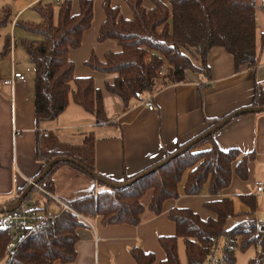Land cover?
<instances>
[{
    "label": "trees",
    "instance_id": "obj_1",
    "mask_svg": "<svg viewBox=\"0 0 264 264\" xmlns=\"http://www.w3.org/2000/svg\"><path fill=\"white\" fill-rule=\"evenodd\" d=\"M78 1V14L73 11V0L46 5L39 2L34 11L43 21L38 24L30 21L19 23L21 29L42 37L39 41L24 39L21 42L36 76L35 159L43 166L35 179L57 157L73 159L96 172L94 133L86 135L80 145H69L42 129L43 124L56 122L70 103L90 113L96 125L109 124L102 89L97 88L93 78H76L74 75L76 65L70 59V53L82 47L84 34L95 19V1ZM103 1L106 20L100 28L97 42L114 40L121 50L107 53L105 61L93 54L85 64L98 73L116 74L112 82L105 84V89L117 95L125 109L132 100H141L167 86L184 83L187 71L195 72L210 82L209 53L216 48H222L234 57L237 71L245 67L256 70L260 65L257 14L264 7H258L256 0H169L168 4L154 0L151 8L146 7L144 0H126L133 15L131 19L122 15L113 0ZM12 16V5L8 3L0 10V28L7 27L13 20ZM261 40L264 48V34ZM195 58L201 60L202 69L194 64ZM255 85L251 106L262 108L264 81ZM225 118L213 121L204 133ZM214 136L205 138L187 153L177 156L131 187L122 189H111L97 182L76 163H57L33 189L46 197L44 206L31 201L34 198L32 193L27 200L32 202V212L41 217L19 235L12 255L6 252L11 235L0 225V264L74 263L78 256L77 231L87 227L86 220L101 218L105 226H139L147 214L160 216L167 201L179 199L182 184L188 197L202 195L206 189L211 196H219L230 188L234 174L242 181H248L249 162L255 159V154H244L239 149L224 151L215 143ZM189 142L180 145L175 152ZM65 168L75 171L72 175L68 173V178L75 181L81 177L89 178L94 185L82 195L64 199L67 209L59 216H50L47 207L51 202H57L54 199L57 197V178ZM141 173L117 182L131 181ZM148 194L151 195L150 200L145 205L144 199ZM17 200L18 197L0 203V208ZM237 200L243 204L244 210L238 211ZM205 209L215 217L204 220L192 209L176 208L169 212V220L176 225V236L159 239L166 254L161 264H182L180 240H183L188 264H236L237 252H246L251 247L258 248L255 264H264V222L254 217L257 211L255 196L223 197L219 201L206 202ZM220 249L222 257L218 258ZM131 256L137 264L156 263L154 253H147L139 247L132 249Z\"/></svg>",
    "mask_w": 264,
    "mask_h": 264
},
{
    "label": "crops",
    "instance_id": "obj_2",
    "mask_svg": "<svg viewBox=\"0 0 264 264\" xmlns=\"http://www.w3.org/2000/svg\"><path fill=\"white\" fill-rule=\"evenodd\" d=\"M12 1V18L17 21L15 29L22 22L21 17L26 10H34L39 2L42 3V0ZM94 1L95 19L91 28L84 34L82 47L72 50L70 59L76 65V78H93L95 83L97 80H103L105 87L106 83L114 80L116 74L95 72L85 63L93 54L99 60L105 61L107 53L119 52L121 48L114 40L97 42L106 15L103 10L104 1ZM144 1L146 7L153 6L154 0ZM160 1L169 3V0ZM73 2V11L78 14L79 1ZM263 2L264 0H259V4H256L262 7ZM113 4L120 7L126 19L133 17L126 0H113ZM257 26L260 65L256 70L248 67L240 71L235 70L234 57L224 49L216 48L209 53L208 63L212 73L210 82L195 72L187 71L184 83L167 86L154 95H145L141 100H132L127 109L117 95L114 94L118 99L111 96L106 98L103 92L109 124L96 125L90 113L72 102L56 122L45 123L42 129L57 135L62 142L69 145H80L86 135L94 133L96 173L101 177H108L117 182L146 171L164 160L167 154L174 153L180 145L201 136L213 121L252 105L255 84L264 81V48L261 47V35L264 34L263 9H259L257 14ZM21 49L16 40L11 39L9 44L0 41V79H11L15 72L22 73L21 63L17 62V59L23 58ZM193 61L196 67L202 69L199 58ZM34 82L35 80H27L25 84L19 83L0 90V203L19 198V192L26 188L30 181L35 180L43 166L35 159ZM148 98H151L155 106L153 111L144 103ZM214 141L224 151L239 149L244 154H255V159L249 162L248 181L244 182L234 174L230 188L219 196H211L206 189L202 195L188 197L184 194L182 184L179 199L167 201L160 216L147 214L145 221L139 226H105L101 218L86 220L87 227L77 231L78 256L71 264H137L131 256L132 249L136 247L147 253H154L155 264H161L166 254L160 247L159 239L162 236H176V225L169 220V212L176 208L192 209L204 220L214 218L215 215L205 209V204L219 201L223 197L235 199L239 195L255 196L257 211L254 217L264 222V194H258L256 188L258 182H264V112L249 113L234 119L215 134ZM65 170L70 175L75 173L71 168ZM72 181L73 179L70 180ZM93 185L91 180L87 187ZM58 190L57 188V197L54 198L57 202L53 203H56L59 209L52 210L48 206L47 212L50 216H59L64 210L63 200L69 199ZM31 201L33 202V199ZM236 203L240 204L238 211L245 209L239 200ZM179 249L183 264L186 254L181 241ZM257 254L256 247H251L246 252L238 251L236 264H255Z\"/></svg>",
    "mask_w": 264,
    "mask_h": 264
},
{
    "label": "rangeland",
    "instance_id": "obj_3",
    "mask_svg": "<svg viewBox=\"0 0 264 264\" xmlns=\"http://www.w3.org/2000/svg\"><path fill=\"white\" fill-rule=\"evenodd\" d=\"M18 1H20V0H18ZM256 2L259 4V0H256ZM8 3L13 6V4L11 3V0H0V8H2L5 5H8ZM53 3H56V1L55 0H42L43 5L53 4ZM12 10H13V8H12ZM21 18H22L23 22L24 21H31V22H34L36 24L41 23L43 21L42 17H40L39 14H37L33 10V8L26 10ZM15 28H16V26H14L12 24V22L7 27L0 28V41H2L4 44H7L9 39H13V41L16 40L18 47L22 48L21 52L23 54V58H22V60L17 59V62L21 63L22 74L27 77L28 81H31V80L34 81L35 80V69H34L33 64L30 62L29 55L26 52L25 48L23 49V47H21V42L24 41L25 38H27L25 40L36 41V40L42 39V37L40 35L38 36L34 33L27 32L26 30L21 29L19 27V25L17 26V29H15ZM24 35L26 37H24ZM96 86L98 89L100 88L103 90L104 96L106 98L109 96H111L112 98L116 97L115 95H112L111 93H109L107 91V89H105L103 80H99V81L97 80ZM197 150L200 151L203 149H197ZM70 180H72V179L68 178V173L66 172V170L64 171V173L58 175V189H59L58 192H62L66 198H70V196H73V195H75V196L82 195L83 192L87 191V188L91 187V186L87 187L91 182V180L89 178H86L84 180L78 179L77 181L73 180L72 182H70ZM102 188H105V186H102ZM102 188H98V189L102 190ZM71 189L73 192H71ZM32 194L34 197L33 198L34 202H39L41 207L44 206V202L46 201V197L37 191H34ZM150 196L151 195L148 194L147 197L144 199L145 205L148 204V202L150 200ZM29 203H32V202H29ZM239 205L240 204L237 203V208H239ZM49 207H51L52 210H54L56 208L59 209V207L56 205V203H53V202H51L49 204ZM180 241H181V246H182L183 240H180ZM217 256H218V258L222 257V249H220L217 252ZM183 264H188L186 262V258H184Z\"/></svg>",
    "mask_w": 264,
    "mask_h": 264
},
{
    "label": "water",
    "instance_id": "obj_4",
    "mask_svg": "<svg viewBox=\"0 0 264 264\" xmlns=\"http://www.w3.org/2000/svg\"><path fill=\"white\" fill-rule=\"evenodd\" d=\"M264 112V107L258 108V107H253L249 106L244 109H240L238 111L233 112L230 116L225 118L223 121L218 123V125L210 128L208 131H206L203 135L191 140L187 146L183 147L179 151L175 152V154L165 158L162 160L159 164L155 165L154 167L147 169L145 172H142L141 174L137 175V177L131 179V181L125 182V183H114L105 177H101L98 173L94 172L91 170L89 167H86L82 163L76 162L75 160H71L67 157H57L54 159L52 162L49 163L48 167L45 169L43 174L39 176L37 179L32 181L26 190L21 194V196L18 198L16 202L13 204H8L4 206L3 208H0V214L4 213H11L14 212L17 208H19L23 203L27 202L29 196L31 195V192L35 187H37L43 179L53 170V168L57 165L59 162H68V163H76L77 166L82 168L86 173H88L91 177L95 178V180L99 183H103L105 186L111 188V189H122V188H127L131 187L134 183L146 178V176L153 174L154 172L160 170L161 167L169 164L172 162L177 156L183 155L187 153L190 149H192L194 146H196L198 143L203 141L205 138L215 135L221 128L232 122L234 119L245 116L249 113H254V114H260Z\"/></svg>",
    "mask_w": 264,
    "mask_h": 264
},
{
    "label": "built area",
    "instance_id": "obj_5",
    "mask_svg": "<svg viewBox=\"0 0 264 264\" xmlns=\"http://www.w3.org/2000/svg\"><path fill=\"white\" fill-rule=\"evenodd\" d=\"M56 2L60 3V0H56ZM12 24L14 26L17 25V21L15 20V18L12 20ZM25 82H27V77L24 76L22 73L15 72L11 76V79H0V90L3 87H11L19 83L25 84ZM144 103L146 104L149 110L153 111L155 109L151 98L146 99ZM256 188L258 194H264V182H258L256 184ZM29 202L27 201L23 203L19 208L14 210V212L0 214V225L8 230L12 239L6 248V252L9 255H12L13 251L15 250V247L19 240V235L27 228H29L32 222L40 219L41 217L32 212ZM63 208L67 209V206L63 205Z\"/></svg>",
    "mask_w": 264,
    "mask_h": 264
}]
</instances>
